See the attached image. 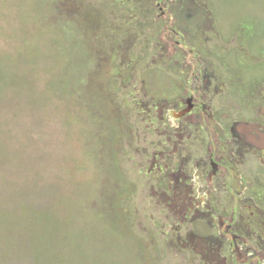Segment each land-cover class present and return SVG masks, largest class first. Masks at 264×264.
Returning a JSON list of instances; mask_svg holds the SVG:
<instances>
[{
  "label": "rangeland",
  "instance_id": "1",
  "mask_svg": "<svg viewBox=\"0 0 264 264\" xmlns=\"http://www.w3.org/2000/svg\"><path fill=\"white\" fill-rule=\"evenodd\" d=\"M249 125L264 0H0V264H264Z\"/></svg>",
  "mask_w": 264,
  "mask_h": 264
},
{
  "label": "water",
  "instance_id": "2",
  "mask_svg": "<svg viewBox=\"0 0 264 264\" xmlns=\"http://www.w3.org/2000/svg\"><path fill=\"white\" fill-rule=\"evenodd\" d=\"M251 128H253L255 131H256V133H259L261 136H262V142H263V144H264V132L262 131V130H260L258 127H256V126H253V125H249L248 127H247V129L249 130V129H251ZM250 132V131H249ZM251 139L254 141H256V139H255V137L253 136V135H251ZM258 143V142H257Z\"/></svg>",
  "mask_w": 264,
  "mask_h": 264
}]
</instances>
